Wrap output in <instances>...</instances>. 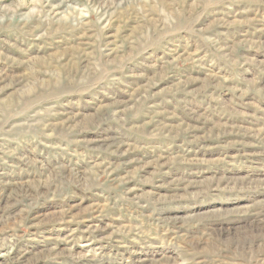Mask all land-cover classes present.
Instances as JSON below:
<instances>
[{
  "label": "rangeland",
  "instance_id": "374dc122",
  "mask_svg": "<svg viewBox=\"0 0 264 264\" xmlns=\"http://www.w3.org/2000/svg\"><path fill=\"white\" fill-rule=\"evenodd\" d=\"M0 264H264V0H0Z\"/></svg>",
  "mask_w": 264,
  "mask_h": 264
}]
</instances>
